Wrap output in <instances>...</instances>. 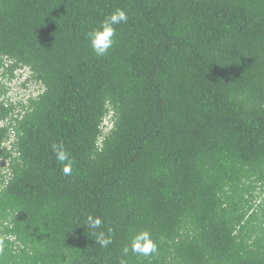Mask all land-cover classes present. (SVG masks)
Instances as JSON below:
<instances>
[{
	"label": "trees",
	"instance_id": "obj_1",
	"mask_svg": "<svg viewBox=\"0 0 264 264\" xmlns=\"http://www.w3.org/2000/svg\"><path fill=\"white\" fill-rule=\"evenodd\" d=\"M0 97V264H264V0H0Z\"/></svg>",
	"mask_w": 264,
	"mask_h": 264
},
{
	"label": "clouds",
	"instance_id": "obj_2",
	"mask_svg": "<svg viewBox=\"0 0 264 264\" xmlns=\"http://www.w3.org/2000/svg\"><path fill=\"white\" fill-rule=\"evenodd\" d=\"M129 17L123 9H117L110 15L106 16L98 27L92 29L87 33V38L90 42V47L92 51L97 56H105L108 54L109 50L115 44L114 37L116 36L117 29L115 26L122 23H127ZM24 78H21L23 81ZM15 88V82L13 83V91ZM24 94V93H23ZM22 94V95H23ZM3 98L0 97V101ZM5 124V123H4ZM8 137L9 141H14V134L10 133ZM53 153L56 160L64 165L62 172L65 176H70L72 174L70 154L66 150L63 143L54 144L52 146ZM3 160V159H0ZM67 162V163H66ZM2 176V173L1 175ZM103 221L99 216L89 215L84 223V227L87 230H92L95 235V243H98L100 247L106 248L112 241L110 236H106L104 232L95 233L96 229L101 228ZM129 248H124V254L127 255ZM131 252L135 253L138 257H151L157 252V244L152 239L149 231L144 230L137 232L131 237ZM121 264H126V261H121Z\"/></svg>",
	"mask_w": 264,
	"mask_h": 264
},
{
	"label": "built area",
	"instance_id": "obj_3",
	"mask_svg": "<svg viewBox=\"0 0 264 264\" xmlns=\"http://www.w3.org/2000/svg\"><path fill=\"white\" fill-rule=\"evenodd\" d=\"M7 169H8V163L7 162L5 163L3 160H0V175L1 173L3 175V173H5Z\"/></svg>",
	"mask_w": 264,
	"mask_h": 264
}]
</instances>
